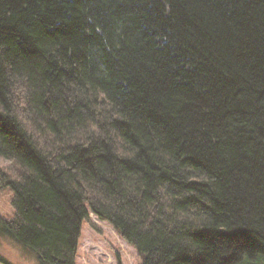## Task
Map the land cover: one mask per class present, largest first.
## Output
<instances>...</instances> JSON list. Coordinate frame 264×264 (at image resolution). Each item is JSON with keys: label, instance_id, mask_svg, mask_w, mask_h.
Here are the masks:
<instances>
[{"label": "trees", "instance_id": "obj_1", "mask_svg": "<svg viewBox=\"0 0 264 264\" xmlns=\"http://www.w3.org/2000/svg\"><path fill=\"white\" fill-rule=\"evenodd\" d=\"M0 156L1 264H264V0H0Z\"/></svg>", "mask_w": 264, "mask_h": 264}, {"label": "rangeland", "instance_id": "obj_2", "mask_svg": "<svg viewBox=\"0 0 264 264\" xmlns=\"http://www.w3.org/2000/svg\"><path fill=\"white\" fill-rule=\"evenodd\" d=\"M6 161L0 156V165ZM12 197L11 189H0L1 215H13ZM140 260L135 247L124 240L111 223L90 212L89 221L85 220L82 225L77 264H138Z\"/></svg>", "mask_w": 264, "mask_h": 264}]
</instances>
